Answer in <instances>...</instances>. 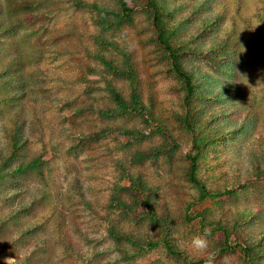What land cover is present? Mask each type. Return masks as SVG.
<instances>
[{"label": "rangeland", "instance_id": "rangeland-1", "mask_svg": "<svg viewBox=\"0 0 264 264\" xmlns=\"http://www.w3.org/2000/svg\"><path fill=\"white\" fill-rule=\"evenodd\" d=\"M223 1L214 0L213 12L204 8L199 14H214L217 3ZM95 2L113 6L112 0H0V168L4 171L0 177V264H95V238L105 246L108 218L136 233L154 234L149 224L136 226L117 214L107 215L108 194L117 180L116 165L122 155L120 141L111 138L76 143L71 137L72 132L94 134L105 126L142 130L148 134L142 141L144 148L164 142V131H157L158 126L178 140L181 151L134 168L154 189V207L167 219L173 246L201 264H246L239 249L219 252L222 232L216 231L218 225L229 229L236 225L238 236L233 233L231 239L238 238L253 250L255 264H264V177L251 176L248 152L254 139L229 140L220 152H208L200 169L207 186L211 190L231 187L234 193L198 200L197 190L182 170L188 139L174 121L181 104L180 84L155 42L143 1L130 0V5H135L133 22L107 33L99 32L94 12L85 6ZM183 2L186 0H167L171 8ZM224 2L233 6L231 0ZM231 11L215 25L217 30L203 38L206 44L229 24ZM181 20L187 22L182 36L196 35L200 16L190 19L188 8H182L170 25H180ZM99 35L114 47H99L95 42ZM197 44L204 45L202 40ZM99 49L118 64L122 62L121 51L130 54L143 104L141 112L151 114L150 127L141 119L109 120L99 114L100 109L114 107L107 83L127 100L131 93L126 79L115 77L95 59V50ZM186 61L203 73L219 76L199 56L188 54ZM245 76L241 73L236 78L256 100L262 123L255 135L264 137L263 79L255 72ZM15 132L24 141L22 149L14 145L11 134ZM39 154L47 158L40 170L11 174L17 165ZM205 231L209 248L201 254L191 248V241ZM114 260L115 254H111L102 264H113ZM138 261L180 263L162 249Z\"/></svg>", "mask_w": 264, "mask_h": 264}, {"label": "trees", "instance_id": "trees-1", "mask_svg": "<svg viewBox=\"0 0 264 264\" xmlns=\"http://www.w3.org/2000/svg\"><path fill=\"white\" fill-rule=\"evenodd\" d=\"M112 1L113 6L96 2L85 4L94 12L95 25L101 33L124 27L134 20L135 5L131 6L130 0ZM142 1V8L151 20L155 42L163 50L170 70L180 84L181 104L176 110L174 121L188 139V147L182 154L184 161L182 170L186 179L197 190L198 200L214 199L234 193L233 188L227 186L211 190L200 170L202 164L206 163L208 152H220L223 145L227 147L229 140L250 137L254 139L248 151L250 174L256 179L264 177V137L262 134L255 135V129L262 123V119L256 112V100L241 86L243 81L236 78V75L240 76L241 73L245 76L255 72L256 77L263 79L264 87V0H231L230 3L233 4V6L230 4L231 7L224 2L228 0H224L217 3L215 7L217 11L210 16H201L199 13L204 8L213 12L211 3L214 0H191V5L186 0L180 3V6L172 8L167 4V0ZM182 8H188L190 19L200 16V22L194 31L196 35L182 36L186 20H181L180 25H170L176 12ZM230 8L232 11L228 18L229 24L216 37L218 40L213 39L210 44H206L203 38L209 37L218 29L215 25L218 26V22ZM3 30L7 31L8 27L4 26ZM199 40H202L204 45L199 46L197 44ZM95 42L101 48L114 47V44L104 39L102 35L97 36ZM188 54L208 61L219 76L210 71L203 73L195 67H190L186 61ZM121 55L122 62L118 64L106 58L100 49L95 50V59L115 77L126 79L131 88L130 99L127 100L115 86L107 83L106 91L114 107L100 109L99 114L109 120L124 117L141 119L150 127L151 114L141 112L143 104L137 92L138 81L132 58L128 52L121 51ZM208 98L210 100H207ZM20 126L18 124L19 129ZM164 129L156 127L157 131H164L162 135L164 142L145 148L141 145L148 134L127 126H105L95 130L94 134L87 135L72 132L71 137L76 143L93 140L99 143L111 138L120 141L118 149L122 151V155L116 165L117 180L112 183L108 194L107 204L110 213L107 215L117 214L123 221L136 226L146 223L154 230L153 235L148 232L136 233L132 229L124 228L116 219L108 218L103 235L106 238L105 246L101 247L100 239L95 238V264H102L111 254H115L117 259L113 264H151L141 263L138 259L158 249H162L166 255L180 262L179 264H201L200 260H190L184 252L172 245L167 219L160 216L154 207L156 197L154 189L148 186L140 173L134 171L135 167L143 166L152 159L169 158L176 151H181L178 140ZM11 135L16 149L25 147L24 141L18 139V132ZM123 140L125 142H122ZM14 145L13 154L16 152ZM46 161L47 158L42 154L33 156L26 163L13 168L11 174L40 170ZM3 174L4 171L0 168V177ZM124 181L127 184H124ZM216 231L222 232V246L219 252L239 249L246 264H255L256 256H252L253 250L249 246H244L238 238L235 241L231 239L233 233L238 236L236 225L230 229L218 225Z\"/></svg>", "mask_w": 264, "mask_h": 264}, {"label": "clouds", "instance_id": "clouds-1", "mask_svg": "<svg viewBox=\"0 0 264 264\" xmlns=\"http://www.w3.org/2000/svg\"><path fill=\"white\" fill-rule=\"evenodd\" d=\"M208 233L205 231L204 234L198 235L191 241V248L201 254H205L209 248ZM7 264V261H6Z\"/></svg>", "mask_w": 264, "mask_h": 264}]
</instances>
